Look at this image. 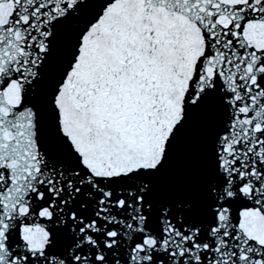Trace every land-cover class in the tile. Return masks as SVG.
Here are the masks:
<instances>
[{"label":"snow or ice","instance_id":"obj_1","mask_svg":"<svg viewBox=\"0 0 264 264\" xmlns=\"http://www.w3.org/2000/svg\"><path fill=\"white\" fill-rule=\"evenodd\" d=\"M0 264H264V0H0Z\"/></svg>","mask_w":264,"mask_h":264}]
</instances>
